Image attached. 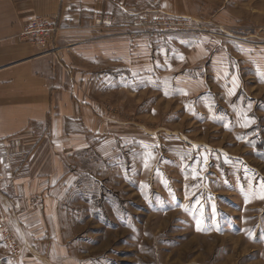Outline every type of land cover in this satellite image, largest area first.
Wrapping results in <instances>:
<instances>
[{"label":"crops","instance_id":"crops-1","mask_svg":"<svg viewBox=\"0 0 264 264\" xmlns=\"http://www.w3.org/2000/svg\"><path fill=\"white\" fill-rule=\"evenodd\" d=\"M247 1L227 0L232 8L220 23L200 0H0V140L11 137L13 150L28 152L0 158V183L8 186L1 203L22 248L14 257L0 241V264H83L64 220L65 201L83 185L81 164L118 161L141 135L108 114L110 91L146 93L147 104L155 92L170 101V88L191 104L211 96L215 114L230 117L249 103L239 96L243 74L264 75V44H251L244 24L237 27L236 10ZM98 13L112 24L97 25ZM141 15L210 21L214 29L149 37L132 26ZM34 17L55 21L50 46L20 38Z\"/></svg>","mask_w":264,"mask_h":264},{"label":"rangeland","instance_id":"rangeland-1","mask_svg":"<svg viewBox=\"0 0 264 264\" xmlns=\"http://www.w3.org/2000/svg\"><path fill=\"white\" fill-rule=\"evenodd\" d=\"M200 1L220 23L232 8L227 0ZM236 11L251 44H264V0ZM178 18L181 29L146 35L214 29ZM247 71L239 96L249 103L232 117L215 114L211 96L195 106L171 88L170 101L155 92L150 104L146 93L108 92V114L141 135L118 161L81 164L83 185L65 201L64 220L83 264H264V75ZM245 117L253 121L247 127Z\"/></svg>","mask_w":264,"mask_h":264},{"label":"built area","instance_id":"built-area-1","mask_svg":"<svg viewBox=\"0 0 264 264\" xmlns=\"http://www.w3.org/2000/svg\"><path fill=\"white\" fill-rule=\"evenodd\" d=\"M94 22L97 25L110 26L112 19L110 15L98 13L94 17ZM185 22L177 16L161 15V16H139L132 26L136 28L137 33H153L162 31H175L181 29ZM58 27L54 20L44 17L31 18L22 28L20 38L26 41H31L39 45H51L54 42ZM16 147L15 139L7 137L0 140V158H7L9 161H15L19 155L25 157L27 151L13 150ZM19 172V171H18ZM19 173H24L20 171ZM8 190V186L0 183V232L8 249L14 257H19L22 253L21 245L16 236L9 227L8 213L2 206L1 197L4 191Z\"/></svg>","mask_w":264,"mask_h":264},{"label":"snow or ice","instance_id":"snow-or-ice-1","mask_svg":"<svg viewBox=\"0 0 264 264\" xmlns=\"http://www.w3.org/2000/svg\"><path fill=\"white\" fill-rule=\"evenodd\" d=\"M234 85H235V78H234ZM234 91H235V87L233 88L232 91L229 92V95L234 94ZM249 107H251V105H249ZM252 122H253V121L248 120V118L245 117V121H244V123H243L242 126L247 127L248 124H249V123H252ZM150 158H152V157H151V154L149 153L148 156H147L146 159H145V165H144L145 167H148V159H150ZM206 160H207V157H205V162H206ZM196 175H197V173H196V171L194 170V171H193V178H195ZM261 187L264 188V184H262ZM259 198L264 199V191L261 192Z\"/></svg>","mask_w":264,"mask_h":264}]
</instances>
